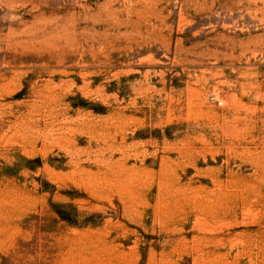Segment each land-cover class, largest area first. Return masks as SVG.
<instances>
[{
  "label": "rangeland",
  "instance_id": "374dc122",
  "mask_svg": "<svg viewBox=\"0 0 264 264\" xmlns=\"http://www.w3.org/2000/svg\"><path fill=\"white\" fill-rule=\"evenodd\" d=\"M0 264H264V0H0Z\"/></svg>",
  "mask_w": 264,
  "mask_h": 264
},
{
  "label": "built area",
  "instance_id": "2783aa9c",
  "mask_svg": "<svg viewBox=\"0 0 264 264\" xmlns=\"http://www.w3.org/2000/svg\"><path fill=\"white\" fill-rule=\"evenodd\" d=\"M219 104L221 105L222 104V101H219Z\"/></svg>",
  "mask_w": 264,
  "mask_h": 264
}]
</instances>
